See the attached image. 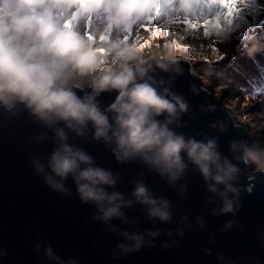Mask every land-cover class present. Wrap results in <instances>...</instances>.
Wrapping results in <instances>:
<instances>
[{"label":"clouds","instance_id":"9594fccd","mask_svg":"<svg viewBox=\"0 0 264 264\" xmlns=\"http://www.w3.org/2000/svg\"><path fill=\"white\" fill-rule=\"evenodd\" d=\"M241 0H0V128L25 115L43 129L29 143H51L46 157L29 153L28 166L53 193L71 198L69 178L79 201L95 209L93 223L115 234L112 256L122 257L159 246L179 244L186 231L206 228L203 215L191 222L176 218L175 229L161 231L157 222H173L172 202L154 192L140 178L130 181L129 194L119 190L121 176L97 165L94 157L72 142L73 137L102 143L119 164L138 162L164 180L179 199L187 195V175L202 178L213 217H235L243 207L240 164L264 174V142L234 140L231 157L218 150L215 138H197L179 131L189 105L180 95L153 79V65L176 71L177 60L167 52L146 60L144 43L130 37L149 16H166L170 23L183 18L187 27L203 28L209 45L228 48L240 29L236 22ZM192 17V19H189ZM213 50H217L213 47ZM264 53V40L253 39L244 54ZM223 58V57H222ZM195 91V89H193ZM115 93L102 106L100 97ZM211 111L212 109H207ZM211 128L225 131L224 123ZM139 208L153 228L139 229L128 211ZM87 219V218H86ZM114 221H119L121 228ZM237 221H225L227 233ZM209 239L214 240L209 233ZM256 239L264 245V230ZM34 253L42 264H80L78 257L60 256L50 243L37 238ZM205 255H212L207 248ZM7 255L0 249V257ZM218 264H235L223 254ZM251 264H264L259 257Z\"/></svg>","mask_w":264,"mask_h":264},{"label":"water","instance_id":"95a60500","mask_svg":"<svg viewBox=\"0 0 264 264\" xmlns=\"http://www.w3.org/2000/svg\"><path fill=\"white\" fill-rule=\"evenodd\" d=\"M175 59L176 71L164 72L153 65L150 75L188 103L189 112L182 116L184 126L179 131L197 138H215L218 150L231 157L230 142L241 139L251 142L247 131L224 106L222 98L205 87L193 62ZM114 96L115 93L102 94V106L110 104ZM209 108L212 110L208 111ZM217 122L226 125L225 131L210 127ZM41 131L43 129L26 115L0 128V249L7 252L6 256L0 257V264H42V259L34 253L38 237L50 243L63 258L78 257L80 264H218V254L225 255L235 264H251L255 257L264 261V245L256 239L257 233L264 230V174H257L251 167L240 164L244 174L239 183L248 189L242 195L243 207L235 217H213L209 214L206 189L198 173L189 172L186 198L179 199L176 191L140 163L119 164L104 144L92 141L90 137H73L72 142L92 155L97 165L121 176L118 188L126 195L133 187L130 181L140 178L142 173L145 183L154 192L172 202L175 209L173 222L155 225L162 232L175 229L176 218L180 216L186 215L193 223L199 215L205 218L204 230L186 231L175 247L161 248L160 240L165 239L161 237L151 250L142 249L116 260L111 254L119 242L116 235L106 234L103 225L92 222L95 209L79 201L71 179L67 181L73 192L69 198L50 191L28 166L29 153L46 157L52 148L50 142L29 143L30 138ZM127 214L140 221L137 227L141 230L154 227L139 208H133ZM229 219L236 220L237 225L223 233L221 229ZM114 223L121 228L127 227L119 221ZM209 233L214 235V240L209 239ZM205 248L212 255H205Z\"/></svg>","mask_w":264,"mask_h":264},{"label":"rangeland","instance_id":"374dc122","mask_svg":"<svg viewBox=\"0 0 264 264\" xmlns=\"http://www.w3.org/2000/svg\"><path fill=\"white\" fill-rule=\"evenodd\" d=\"M236 16L240 29L228 48L209 45L203 28L187 27L183 18L174 23L166 16L145 19L130 37L144 43L147 60L167 52L175 58L198 63L196 69L205 87L222 98L224 106L245 128L251 142H264V53L254 58L244 52L253 39L264 40V0H241ZM192 19V17H189ZM216 47V51H213ZM224 57L218 61V57Z\"/></svg>","mask_w":264,"mask_h":264},{"label":"snow or ice","instance_id":"6c2138e0","mask_svg":"<svg viewBox=\"0 0 264 264\" xmlns=\"http://www.w3.org/2000/svg\"><path fill=\"white\" fill-rule=\"evenodd\" d=\"M146 19L150 20L151 19V16L147 17ZM213 51H216V50H213ZM223 58H222V56L221 57H218V61H221Z\"/></svg>","mask_w":264,"mask_h":264},{"label":"trees","instance_id":"16d2710c","mask_svg":"<svg viewBox=\"0 0 264 264\" xmlns=\"http://www.w3.org/2000/svg\"><path fill=\"white\" fill-rule=\"evenodd\" d=\"M194 64V66L196 67V65L198 64L197 62L196 63H193Z\"/></svg>","mask_w":264,"mask_h":264},{"label":"bare ground","instance_id":"6f19581e","mask_svg":"<svg viewBox=\"0 0 264 264\" xmlns=\"http://www.w3.org/2000/svg\"><path fill=\"white\" fill-rule=\"evenodd\" d=\"M263 78H264V76H263Z\"/></svg>","mask_w":264,"mask_h":264}]
</instances>
